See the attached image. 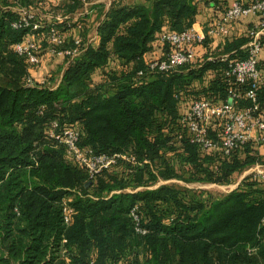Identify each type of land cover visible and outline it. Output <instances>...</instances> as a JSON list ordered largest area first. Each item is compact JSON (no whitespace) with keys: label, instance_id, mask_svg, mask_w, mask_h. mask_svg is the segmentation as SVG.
<instances>
[{"label":"trees","instance_id":"1","mask_svg":"<svg viewBox=\"0 0 264 264\" xmlns=\"http://www.w3.org/2000/svg\"><path fill=\"white\" fill-rule=\"evenodd\" d=\"M198 1L214 12L203 23L206 32L224 11V0H114L99 20L96 44L67 39L71 20L41 19L35 30L41 45H51L54 26L62 36L59 48L75 46V38L83 48L52 87L26 81L28 60L15 44L30 28L13 26L21 14L11 6L63 15L79 10L83 0H2L0 76L7 80L0 79V264H264L260 175H246L213 198L165 183L150 187L173 178L227 184L264 164V142L251 140L224 155L220 147L190 142L180 121L195 98L221 103L230 88L243 93L244 85L226 75L229 62L247 55L241 48L247 32H232L243 17L227 35L197 43L189 62L167 72L150 70L171 50L161 35L191 28ZM261 44L257 95L264 108ZM198 47L207 51L199 55ZM249 103L241 97L237 107ZM210 126L213 133L222 120ZM64 127L79 130L82 147L120 154L116 163L89 179L50 135ZM133 206L145 232L136 229Z\"/></svg>","mask_w":264,"mask_h":264},{"label":"built area","instance_id":"2","mask_svg":"<svg viewBox=\"0 0 264 264\" xmlns=\"http://www.w3.org/2000/svg\"><path fill=\"white\" fill-rule=\"evenodd\" d=\"M18 10L21 17L13 22V26H27L30 28V32L22 42L15 44V50L24 55L29 63L36 64L39 60L37 54L39 44L35 40V30L42 23L36 20L31 9L20 6ZM248 15H255L257 21L247 29L249 40L241 46L247 55L229 62L226 70L228 77L244 85L243 93L230 88L226 99L221 103L195 98L180 117L190 142L203 149L220 147L224 155L230 154L233 149L251 140L264 142V108L260 107L257 95L258 87L262 82L257 58L262 46L261 35L264 33V0H230L221 16L206 32L203 28L191 27L181 32L162 34L161 39L170 43L171 50L168 51L165 58L155 59L150 63L151 71L174 70L192 59L197 43L203 42L207 36L227 35L233 22ZM49 40L51 53L68 56L69 60L78 56L83 50L78 47L81 44L79 38L74 39L75 46L59 48L62 38L54 26L50 27ZM27 81L29 82L31 79L28 78ZM241 97L249 100V105L237 107ZM216 118L222 120V126L219 130L211 133L210 123ZM52 124L53 127L58 125L55 121ZM50 135L65 144L67 153L85 167L89 179L115 164L116 158L120 156V154L95 153L89 146H80V132L76 128L64 127L58 132L52 129ZM260 175L264 177V173H260ZM70 210L69 207L64 208L65 212ZM131 215L136 222V229L139 232H145L139 225L137 206L132 207ZM64 220L65 222L69 221L67 214H65Z\"/></svg>","mask_w":264,"mask_h":264},{"label":"rangeland","instance_id":"3","mask_svg":"<svg viewBox=\"0 0 264 264\" xmlns=\"http://www.w3.org/2000/svg\"><path fill=\"white\" fill-rule=\"evenodd\" d=\"M1 2L2 0H0V4ZM11 7L15 8L19 12L18 10V8L20 7L19 5H14ZM30 9H31L30 11L35 14L36 20H38L39 22H41V19L44 22L49 21V20L52 21V19L50 18H52L53 15H55L54 18L59 17V18H56L55 21L59 19L62 20L64 18L68 20L67 17H65L64 15L60 13H56L54 11H51V13H53L52 17L47 18L46 17L47 14L43 16V12H46V11L42 9L41 11H39L37 8H33V7ZM98 16H100V14H98ZM252 26L253 24L251 23V26H249L247 29H249ZM35 40L39 44V50L37 52L39 60L36 64L29 63L28 61L26 62V67L29 72V75L27 76L26 81L29 78L31 79V81L29 82L27 81L29 84H32L33 82H39V83H45V85L55 87L60 82L63 69L66 67V65L68 64L70 60L69 59L66 60L65 55L51 53V51L49 50L51 45H49V47L46 46V43L45 45H41V41L39 38H36ZM261 40H264V33H262L261 35ZM47 52L50 55H48ZM260 56L264 57V48H262L260 52ZM33 74H36V76L39 78V81H36L37 77H35V75ZM0 79L3 81L7 80V78L4 75H1ZM96 79L97 78H95L94 80ZM174 161L175 160L171 158V162L174 163ZM175 166L178 168L180 172L185 171V168L183 167V165L181 166L180 163L175 162ZM260 173H264V164L255 163L252 166L243 170L241 173L235 174L234 177H232L231 182L227 184H219V183H214V182H202V181H185L182 179L173 178L170 180L158 179L155 182V184L151 185L150 187H156L160 184L165 183V184L176 186L178 188H187L190 192L202 191V195H205V196L209 195L212 198L221 197L224 194L231 191L232 189H234L244 176L250 175V174L259 176ZM184 174H186V172H184ZM260 177L262 176L260 175Z\"/></svg>","mask_w":264,"mask_h":264},{"label":"crops","instance_id":"4","mask_svg":"<svg viewBox=\"0 0 264 264\" xmlns=\"http://www.w3.org/2000/svg\"><path fill=\"white\" fill-rule=\"evenodd\" d=\"M114 0H83V6L73 13L63 14L65 17H67L68 20L73 21L74 26H72L69 29H66L64 31L65 37L67 39L73 38V37H80V39L84 40V43L91 42L93 44H96L98 41V32H97V25L99 23L100 18L103 17L104 12L109 8L111 2ZM125 3H142L145 0H122ZM230 0H224V3L228 4ZM220 4H223L222 1H220ZM225 4V5H226ZM198 12L196 16V21L193 23L192 27L196 29L203 28V23L207 21L211 16L214 15V12L211 8V6L206 5L203 1L197 2ZM48 8V7H47ZM39 11H41L40 8H37ZM43 12V16L49 18L52 17L53 13L51 11ZM100 14V16H98ZM41 15V14H40ZM53 15L52 21H55L56 18ZM60 20V19H59ZM50 21V20H49ZM257 21V17L255 15H248L242 18L241 21L237 22L234 27L232 25V32L235 34H241L243 31L245 32L249 26H251V23H255ZM76 22V23H75ZM83 26V29H82ZM84 33V35L82 34ZM199 55H203L207 49L199 48L198 47ZM48 53V52H47ZM48 55H50L48 53ZM36 76V74H33ZM36 81H39V78L37 77Z\"/></svg>","mask_w":264,"mask_h":264}]
</instances>
